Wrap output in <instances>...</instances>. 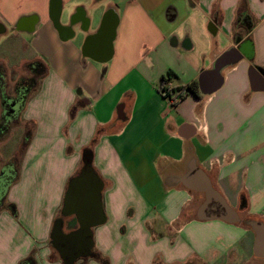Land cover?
<instances>
[{"label":"crops","instance_id":"0c3cea01","mask_svg":"<svg viewBox=\"0 0 264 264\" xmlns=\"http://www.w3.org/2000/svg\"><path fill=\"white\" fill-rule=\"evenodd\" d=\"M252 66L264 69V0H0V146L8 99L30 127L20 155L0 159V173L21 161L0 200V264H62L50 232L86 149L106 217L91 250L105 263L90 252L86 264H264ZM168 70L183 90L172 106ZM205 70L221 85L186 90Z\"/></svg>","mask_w":264,"mask_h":264},{"label":"water","instance_id":"95a60500","mask_svg":"<svg viewBox=\"0 0 264 264\" xmlns=\"http://www.w3.org/2000/svg\"><path fill=\"white\" fill-rule=\"evenodd\" d=\"M250 74L264 79L262 68L252 66ZM221 82L222 77L217 74V70L202 71L197 79L198 88L203 94L214 92ZM13 104L18 106V103ZM103 186L102 179L92 167L90 155L85 154L80 171L67 184L60 214L54 220L50 232V244L62 264H75L78 259L90 254L93 248L92 230L106 219L102 205ZM6 188L7 185L4 190ZM2 196L0 189V200ZM71 217L75 218L76 227L65 231V221Z\"/></svg>","mask_w":264,"mask_h":264},{"label":"rangeland","instance_id":"374dc122","mask_svg":"<svg viewBox=\"0 0 264 264\" xmlns=\"http://www.w3.org/2000/svg\"><path fill=\"white\" fill-rule=\"evenodd\" d=\"M15 74V73H14ZM13 99H16V97H10ZM8 101V102H7ZM5 103H9V112L10 115L8 116V143L3 144L2 146H0V159H4L6 157V154L14 151V149L16 150V152L18 151V156L20 155L19 152H21V147L23 144V141H25L26 137H27V133L25 130H29L30 127L26 126L25 128L21 125V121H20V116L17 117L18 113V106H16V104H13V102L11 101V99H8ZM18 102V101H17ZM20 112V111H19ZM16 120V121H14ZM21 140V141H20ZM9 166L4 168L2 171V175H4V173L7 175L9 174L11 176V172H13L12 169H15V173L17 174V171L20 169L19 164H20V160L17 159H9ZM8 168V170H7ZM8 171V172H7ZM1 203V202H0ZM61 210V208H60ZM68 218L66 219V222L69 221Z\"/></svg>","mask_w":264,"mask_h":264},{"label":"trees","instance_id":"16d2710c","mask_svg":"<svg viewBox=\"0 0 264 264\" xmlns=\"http://www.w3.org/2000/svg\"><path fill=\"white\" fill-rule=\"evenodd\" d=\"M30 68L32 70L33 73H36V74H43L44 72V66L41 64V62H34L32 64H30ZM175 76V74L171 71V70H168L161 78V85H160V91L162 92V90L166 89L167 88V83H170L171 79ZM27 82L28 80H21L19 83H18V87L20 89H25L26 85H27ZM26 84V85H25ZM25 86V87H24ZM186 90L188 91H191V92H194V93H198V84H197V81H192L190 82L186 87ZM171 91H177L175 88L171 87L170 88ZM182 89L179 90V98L182 97L183 93H182ZM25 93L22 95V97H25V94H26V91H24ZM163 94V93H162ZM164 96V94H163ZM178 101H176L177 103ZM175 103V104H176ZM85 153L86 154H89L90 153V150L89 149H86L85 150ZM13 180H11L10 182H12ZM9 185V183H8ZM9 208L11 210V212L13 213V215H16V209H15V206L13 204H10L9 205ZM67 229L71 230L73 228L76 227V220L75 218H71L69 221H67ZM90 256L92 257H95L99 260H101L102 262L105 263V261L103 260V258L96 252H91ZM80 262H83L82 264H86V258H82V259H79L78 261V264ZM18 264H35V260L32 258V256H29L23 260H21Z\"/></svg>","mask_w":264,"mask_h":264},{"label":"built area","instance_id":"2783aa9c","mask_svg":"<svg viewBox=\"0 0 264 264\" xmlns=\"http://www.w3.org/2000/svg\"><path fill=\"white\" fill-rule=\"evenodd\" d=\"M167 88L162 90V93L164 94V97L166 98L167 100V103L169 105H174L176 103V101H178L180 98H179V91H171L170 88H171V85L170 83H167Z\"/></svg>","mask_w":264,"mask_h":264},{"label":"flooded vegetation","instance_id":"af4514ba","mask_svg":"<svg viewBox=\"0 0 264 264\" xmlns=\"http://www.w3.org/2000/svg\"><path fill=\"white\" fill-rule=\"evenodd\" d=\"M22 99V98H21ZM10 174V173H9ZM9 174L7 175H2V173H0V189L2 194L4 195L5 191L4 188L6 185H8V183L11 181V179L13 178V174L10 176ZM68 219V218H67ZM67 222L65 221V225H64V230L65 231H69V229H67Z\"/></svg>","mask_w":264,"mask_h":264},{"label":"bare ground","instance_id":"6f19581e","mask_svg":"<svg viewBox=\"0 0 264 264\" xmlns=\"http://www.w3.org/2000/svg\"><path fill=\"white\" fill-rule=\"evenodd\" d=\"M88 60V59H87Z\"/></svg>","mask_w":264,"mask_h":264}]
</instances>
